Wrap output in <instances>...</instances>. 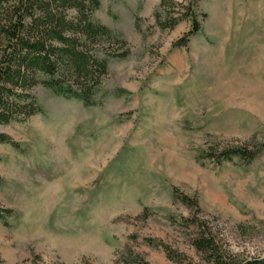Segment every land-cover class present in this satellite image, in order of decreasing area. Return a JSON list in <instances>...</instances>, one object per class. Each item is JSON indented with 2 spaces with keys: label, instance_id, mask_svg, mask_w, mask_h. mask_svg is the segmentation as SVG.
<instances>
[{
  "label": "rangeland",
  "instance_id": "rangeland-1",
  "mask_svg": "<svg viewBox=\"0 0 264 264\" xmlns=\"http://www.w3.org/2000/svg\"><path fill=\"white\" fill-rule=\"evenodd\" d=\"M160 1L100 0L130 53L109 57L92 105L39 85L44 113L0 125L16 144L0 142V264H212L195 215L264 264V0H199L182 47L191 19L162 30ZM234 145L257 155L208 156Z\"/></svg>",
  "mask_w": 264,
  "mask_h": 264
},
{
  "label": "trees",
  "instance_id": "trees-1",
  "mask_svg": "<svg viewBox=\"0 0 264 264\" xmlns=\"http://www.w3.org/2000/svg\"><path fill=\"white\" fill-rule=\"evenodd\" d=\"M198 1H160L155 19L162 30H172L179 22L191 19L190 30L175 47L187 46L190 37L201 30L195 10ZM99 7L100 0H0V125L24 122L44 113L34 93L39 85L87 106L94 103V95L108 74L109 57L126 58L130 53L126 40L94 17ZM201 16L204 19L206 14ZM0 142L14 143L2 132ZM256 155V151L241 145L221 149L212 146L208 153L218 162L234 157L252 160ZM177 191L176 198L200 211L198 199L187 194L178 196ZM183 221L194 227L191 245L206 261L263 263L259 258L235 259L224 249L212 226L200 217Z\"/></svg>",
  "mask_w": 264,
  "mask_h": 264
}]
</instances>
